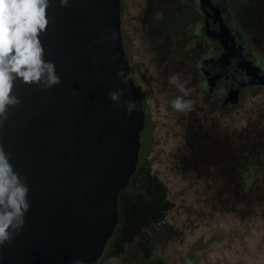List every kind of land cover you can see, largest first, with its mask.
Wrapping results in <instances>:
<instances>
[{"label":"water","instance_id":"obj_1","mask_svg":"<svg viewBox=\"0 0 264 264\" xmlns=\"http://www.w3.org/2000/svg\"><path fill=\"white\" fill-rule=\"evenodd\" d=\"M201 2L211 7L209 0ZM211 9L220 23L214 36L224 47L222 58L237 59L264 85V75L255 74L257 68L235 45L219 8ZM48 15L55 22L40 39L60 83L41 90L17 80L21 103L10 109L0 131L14 168L27 178L30 202L24 227L0 249V264L99 259L118 223V195L139 161L145 111L123 46L121 0H69L66 7L52 0ZM113 32L114 41L100 42ZM121 68L127 84L116 75ZM120 89H127L121 100L136 101L138 111L126 114L111 101L108 93Z\"/></svg>","mask_w":264,"mask_h":264},{"label":"rangeland","instance_id":"obj_2","mask_svg":"<svg viewBox=\"0 0 264 264\" xmlns=\"http://www.w3.org/2000/svg\"><path fill=\"white\" fill-rule=\"evenodd\" d=\"M187 1L122 0L123 46L143 100L145 124L136 171L118 195V223L102 256L91 264H134L146 256L161 257L162 264H264V180L252 164L264 158V149L257 146L261 139L242 132L258 126L264 97L249 91L244 106L229 113L228 131H209L207 138L202 132L207 125L194 109L177 112L171 107L182 94L169 77L179 73L192 89L193 70L186 49L167 43L166 31L151 30V13L163 24L179 2ZM258 3L259 9L240 25L264 58V43L249 26L264 27V0ZM187 30H192L190 24ZM195 93L193 88L186 99ZM228 135L239 137L238 145L247 137L253 142L230 150Z\"/></svg>","mask_w":264,"mask_h":264},{"label":"flooded vegetation","instance_id":"obj_3","mask_svg":"<svg viewBox=\"0 0 264 264\" xmlns=\"http://www.w3.org/2000/svg\"><path fill=\"white\" fill-rule=\"evenodd\" d=\"M185 1V0H184ZM260 0H248L247 2H239L238 0H209L211 7H218L220 11V19L234 35V42L239 46L242 54L246 59L250 60L257 70L256 75H264V58L258 53L255 46L251 45L241 30L240 25L242 21L248 20V15L253 9H259L258 2ZM186 2H179L176 7L175 14L171 13V18L167 19L165 23L161 24L155 21L153 13H151L152 22L150 28L152 31H166V42H173L176 45H181V50L186 49L188 52L186 58L190 63L192 71L191 84L192 89L195 90V95L192 96L194 102V112L202 121L206 123L207 127L202 130L203 133L213 131L214 133H222L228 131V117L232 110H236L239 106L242 107L248 99L245 96L260 95L264 97V85L253 78L246 69L241 68L237 59L224 60L222 53L224 47L222 43L215 38L214 34L220 30V23L215 20V15L210 6L203 4L201 0H188ZM179 13L181 18H177ZM156 13V12H155ZM121 14H122V0H121ZM189 15L185 20V15ZM261 15H264V7H261ZM191 25L192 30H187V26ZM256 32V35L261 38L264 43V27H255L249 25ZM172 29V36L175 39L172 41V36H169L168 29ZM249 32V33H251ZM248 34V33H247ZM175 36V37H174ZM257 42V40H255ZM187 44V48L184 44ZM190 46H189V45ZM127 55V54H126ZM194 86V87H193ZM236 91L233 97L230 94ZM263 92V94H259ZM236 98L235 101H232ZM264 102V98L260 99ZM187 117L189 122V118ZM213 120V125H208V121ZM224 128L221 127V123ZM258 126L255 130L244 129L242 132H251L252 136L261 139L257 142V146L264 149V115L261 119L256 121ZM254 123V125L256 124ZM215 123H218L217 126ZM203 125H205L203 123ZM200 131V128H198ZM246 130V131H245ZM209 134L206 136L209 137ZM200 137L199 133L197 138ZM239 137L232 138L228 135V149L244 148L252 141L244 138L243 143H239ZM253 142V141H252ZM222 147V146H220ZM224 148L227 147L225 144ZM253 159V157H251ZM251 159V160H252ZM255 159V158H254ZM256 164L259 168V178L264 180V158L259 160ZM247 175H252L253 169H248ZM134 264H162V258L152 259V256L142 257L140 261Z\"/></svg>","mask_w":264,"mask_h":264},{"label":"clouds","instance_id":"obj_4","mask_svg":"<svg viewBox=\"0 0 264 264\" xmlns=\"http://www.w3.org/2000/svg\"><path fill=\"white\" fill-rule=\"evenodd\" d=\"M51 3L52 0H0V131L9 119L10 109H15L21 103L20 97L15 94L17 80L23 84L37 85L41 90L60 83L55 63L44 58L45 49L40 39L48 25L55 22V16L48 15ZM59 4L66 7L69 0H59ZM115 39L116 33L113 32L110 36L102 37L100 42ZM111 59H115V56ZM116 75L123 84L130 79L122 68ZM168 82L182 94L170 102L171 107L177 112L192 111L194 102L186 99L192 91L187 87V81H182L179 73H175ZM125 91L127 89L109 92L108 96L116 105L122 106L126 114L138 111L136 101L121 100ZM11 157L12 154L6 152L4 144L0 142V249L11 243L24 227V217L30 208L27 178L16 171ZM70 264L85 262L75 259Z\"/></svg>","mask_w":264,"mask_h":264},{"label":"trees","instance_id":"obj_5","mask_svg":"<svg viewBox=\"0 0 264 264\" xmlns=\"http://www.w3.org/2000/svg\"><path fill=\"white\" fill-rule=\"evenodd\" d=\"M135 173V172H134ZM133 176V175H132ZM232 192V191H231Z\"/></svg>","mask_w":264,"mask_h":264}]
</instances>
